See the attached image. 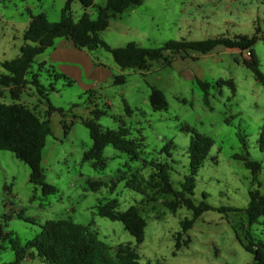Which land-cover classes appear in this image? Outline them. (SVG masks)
Wrapping results in <instances>:
<instances>
[{
	"label": "rangeland",
	"instance_id": "obj_1",
	"mask_svg": "<svg viewBox=\"0 0 264 264\" xmlns=\"http://www.w3.org/2000/svg\"><path fill=\"white\" fill-rule=\"evenodd\" d=\"M65 2L0 0V73L5 72L2 61L20 54L31 15L43 12L50 21H58ZM105 2L95 0L96 6ZM72 10L75 19L85 11L79 1L73 2ZM87 11L92 18L96 17L94 7ZM101 35L114 47L136 42L146 48L170 40L257 35L253 49L264 73V0H143L141 5L112 17ZM90 53L106 64V71L113 70L110 65L116 67L115 76L123 75L125 82L115 84L107 79L84 89L92 79L83 74L82 78L68 76L60 72L58 65L39 64L43 58L40 55L30 68L28 79L38 75L44 85L41 91L48 93L54 110L50 109L48 115L49 105L33 84L23 89L19 102L40 116L49 117L52 132L43 149L42 167L46 181L56 186L57 192L45 196L41 187L31 182L30 167L11 151L0 150V221L7 224L5 230L13 231L25 243L47 220L69 219L91 225L96 236L111 247V253L119 243H131L142 264H252L253 254L242 242H247L249 233L264 242V216L249 225L244 209L251 189L259 188L264 193V150L258 144L264 126V85L244 64L250 57L240 49L219 46L207 54L190 51L187 55H172L169 65L156 60L147 69H122L105 49ZM77 55L86 56L81 51ZM220 79L224 83L218 85ZM198 80L211 84L209 105L204 103ZM153 88L165 93L167 109L153 110L149 101ZM0 94L5 102L13 101L8 88L1 87ZM125 102L132 108L130 114ZM94 109L107 111L98 121L104 128H118L117 116L131 128L133 137L145 138L138 160H130L111 145L104 149V169L83 159L92 139L82 119L92 118ZM184 124L214 140L198 170L191 197L196 203L204 200L213 207L226 209L203 212L183 233L182 246L177 249L176 237L182 231L183 220L192 218V210L182 206L172 212L165 204L173 198L171 195L157 194L150 188L146 196L127 187L126 182L135 172L149 179L153 167L144 166V160L168 162L174 186L180 189V182L188 173L187 149L192 138L191 132L182 130ZM169 141L174 143L170 155L162 151ZM236 155L260 163L257 181L244 160ZM90 180L105 184L92 190ZM111 198L118 200L121 211L131 205L140 207L148 221L142 243H136L121 221L97 214L96 206ZM4 214L10 218L5 220ZM186 239L190 240L187 245L183 244ZM34 256L36 264H48L40 262L35 250ZM14 257L9 241H0V264Z\"/></svg>",
	"mask_w": 264,
	"mask_h": 264
},
{
	"label": "trees",
	"instance_id": "obj_2",
	"mask_svg": "<svg viewBox=\"0 0 264 264\" xmlns=\"http://www.w3.org/2000/svg\"><path fill=\"white\" fill-rule=\"evenodd\" d=\"M75 1L81 2L84 14L75 19L72 4ZM143 0H106L103 6H96L95 0H66L61 9L60 19L50 21L45 13L32 14L31 20L24 30V43L20 47V54L12 60H4L1 65L5 72L0 73L1 87H6L12 96V102H5L0 94V150L11 151L14 156L26 163L30 167V180L36 186L41 187L43 194L50 195L57 192V187L46 181L44 169L42 167L43 149L46 145L47 137L51 134L49 117L40 116L35 110L19 102L20 95L28 84L37 87V92L44 95L49 105L48 115L53 111L48 93L41 91L44 85L40 83L37 76L32 75L28 79L30 68L39 54L47 48L53 46L57 38H69L80 48L89 51L103 48L110 52L114 61L122 68L147 69L151 61L164 60L165 64L171 63L172 55L181 53L189 54L190 51L207 54L224 46L230 49H240L249 51L250 58L244 61L249 67L257 81L264 85V73L260 69V63L253 49L258 36L249 37L239 35L235 38L217 36L203 40L190 41L186 39L170 40L163 45L153 48L140 46L136 42H128L124 46H111L102 37V31L110 25L112 17L123 13L131 6L141 5ZM90 7L96 10V17L86 11ZM59 77V76H57ZM65 78V77H64ZM66 79V78H65ZM67 80V79H66ZM69 84L72 82L68 79ZM125 77L117 75L114 78L115 84H123ZM223 79L217 81L220 85ZM233 90V83H228ZM198 85L203 92V100L206 105L210 104L211 84L207 81L198 80ZM153 110H164L168 108V100L165 93L157 88H153L149 96ZM128 114L132 108L125 102ZM62 111V109H59ZM92 118L82 119L85 126L90 131L92 146L84 153L83 159L91 161L97 169H104L107 161L104 156V149L107 145L113 146L116 150L126 153L130 160L140 158V150L145 146L143 136L133 137L131 128L120 117H115L119 121L116 129L104 128L98 121L107 114L101 109L91 110ZM182 130L192 133V138L188 146V173L180 182V189L174 186L171 178V165L168 162H154L144 160V166L151 165L153 172L149 179L140 176L135 172L127 179L126 186L130 187L146 196L147 190L152 189L154 193L168 194L173 198L165 201L167 207L175 212L178 208L185 206L192 210V218H185L182 222V231L176 237V248L182 246V236L194 224L195 220L205 211L210 209L225 210L224 207H213L206 201L196 203L191 195L196 188V176L198 170L207 157L214 140L204 134H200L189 125L184 124ZM259 148L264 150V126L258 138ZM174 146L173 141L167 142L162 151L170 155L169 149ZM245 162V166L251 170L253 180H258V172L261 169L259 162L249 160L246 157L236 155ZM92 190H98L105 183L102 181H89ZM260 185V184H259ZM250 201L244 209L249 225L259 221L264 216V193L259 188L251 189ZM119 203L116 198H111L96 206L97 214L111 220H118L124 224L125 229L135 238L137 244L145 239V230L148 225L146 217L141 213L138 205H131L126 210L118 209ZM5 220L10 218L4 214ZM29 220V218L27 219ZM7 224L0 221V241L8 240L11 249L14 251V259L5 264H22L23 261L34 254L48 264H142L140 255L135 246L131 243H119L113 253L103 240L99 239L92 230L91 225L75 223L69 219L47 220L40 225L39 232L31 239L22 243L13 231L5 230ZM241 240V239H240ZM247 242H242L244 248L253 254L252 264H264V242L255 240L249 233ZM189 239L183 241L187 245Z\"/></svg>",
	"mask_w": 264,
	"mask_h": 264
},
{
	"label": "crops",
	"instance_id": "obj_3",
	"mask_svg": "<svg viewBox=\"0 0 264 264\" xmlns=\"http://www.w3.org/2000/svg\"><path fill=\"white\" fill-rule=\"evenodd\" d=\"M80 51L86 54V56L84 55L81 57L77 55ZM39 55L43 56L39 64H44L48 67H54V65H58L57 67L60 72L68 76L70 75L71 77L82 78L83 74L87 79H92V83L85 84L84 89H87V87L89 89L93 86L96 87L101 83L107 81V79L114 83V71L116 67L110 65L113 70L110 72L106 71L107 66L104 62L99 59H94L90 51H86L84 48L76 46L72 39L64 37L57 38L55 39L53 46L47 48L43 53ZM75 55H77L78 57H75ZM74 64L76 66H74ZM105 77L107 78L105 79ZM40 262H44L42 258H40ZM28 263L36 264L34 254L32 256H28L22 264Z\"/></svg>",
	"mask_w": 264,
	"mask_h": 264
},
{
	"label": "built area",
	"instance_id": "obj_4",
	"mask_svg": "<svg viewBox=\"0 0 264 264\" xmlns=\"http://www.w3.org/2000/svg\"><path fill=\"white\" fill-rule=\"evenodd\" d=\"M245 52H246L247 56L250 57V52L249 51H245Z\"/></svg>",
	"mask_w": 264,
	"mask_h": 264
}]
</instances>
